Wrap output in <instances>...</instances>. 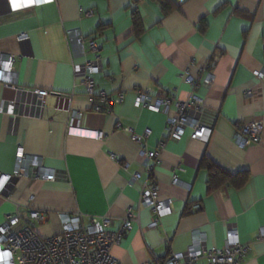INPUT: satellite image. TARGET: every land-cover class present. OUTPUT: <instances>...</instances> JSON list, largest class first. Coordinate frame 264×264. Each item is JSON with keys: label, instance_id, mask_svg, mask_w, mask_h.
<instances>
[{"label": "crops", "instance_id": "0c3cea01", "mask_svg": "<svg viewBox=\"0 0 264 264\" xmlns=\"http://www.w3.org/2000/svg\"><path fill=\"white\" fill-rule=\"evenodd\" d=\"M23 33L29 40L20 42ZM71 34L95 40L100 51L83 56ZM0 53L16 57L20 85L13 92L0 85V173L14 174L19 150L58 173L53 182L14 178L9 198L0 194V226L38 211L45 220L33 221L35 230L50 238L63 231L59 214L81 212L85 225L111 217L116 230L131 209L138 223L111 251L122 264L162 263L185 252L195 230L221 248L232 227L248 248L242 264H264V0H0ZM97 57L92 78L107 96L102 112L75 69ZM189 75L208 111V142L192 140L191 129L169 139L174 104L157 112L136 104L141 91L152 104L164 95L188 100ZM37 90L48 94L39 99ZM254 121L263 122L262 141L239 148L237 127ZM135 134L145 135L141 143ZM149 152L158 154L150 173ZM136 173L158 188L159 201L171 202L168 215L140 209ZM192 205L200 209L189 213ZM7 259L0 244V263Z\"/></svg>", "mask_w": 264, "mask_h": 264}, {"label": "built area", "instance_id": "2783aa9c", "mask_svg": "<svg viewBox=\"0 0 264 264\" xmlns=\"http://www.w3.org/2000/svg\"><path fill=\"white\" fill-rule=\"evenodd\" d=\"M73 41L77 45L83 56L88 53L97 54L101 46L95 40L85 41L79 34H71ZM29 40L26 33L18 36V41ZM68 41L70 38L68 37ZM88 45V46H87ZM16 57L12 54L0 53V85L6 92L20 90L18 74L15 72L14 64ZM213 64V63H212ZM212 68V67H209ZM76 71L82 72L80 79L92 101L98 98V106L94 107L96 112H102L103 106L107 103V96L104 92L96 91V84L92 78L93 74L101 69L100 58L87 61L75 67ZM259 80L264 79V73L258 75ZM191 89V95L186 101H178L174 97L161 96L155 104L151 103L149 91H141L138 94L136 104L143 108H150L159 111L161 107L168 110L171 105H175L178 116L168 119L167 133L171 140H180L185 134L186 129H191V139L208 142L213 129L206 123L208 115L204 107L203 99L196 93L199 82L191 75L185 79ZM213 82L212 73L206 81L207 85ZM26 93L25 89H22ZM48 94L46 90H37L35 95L43 99ZM124 95L121 94L119 102L123 101ZM78 117L83 113L78 112ZM72 133L79 132L71 128ZM146 132L145 135H147ZM95 138H102L101 133L93 134ZM144 135V136H145ZM143 135H134L136 142L141 143ZM263 137V122L254 121L243 126L237 127L236 144L239 148H246L251 145L259 144ZM161 147L164 143L160 144ZM144 167L148 173L151 172L150 160L157 159L156 152L145 153ZM14 178L41 179L46 182H53L58 179V173L54 170L37 167L32 158L19 150L16 157V168L13 175L0 173V194L9 198L8 192L13 185ZM134 182H140L142 187L139 199L140 209L149 210L156 213L157 217H163L172 211L170 201H159V190L156 186L146 187L142 181L141 174L133 175ZM173 185H181V182L174 177ZM200 209L199 205L188 207L189 213H195ZM63 225L61 234L50 238H42L35 230L33 221L42 223L45 216L38 211L30 212L29 215L17 213L8 216L0 226V244L2 249L8 254L6 262L0 264H122L112 254V248L120 245L126 237L128 231L133 228L134 223H138L135 213L129 209L123 220L122 225L114 230L113 219L103 217L93 218L89 224L83 222L84 215L81 212L75 215L61 213L58 215ZM260 239H264V228L259 231ZM208 235L202 230L192 232V243L183 253H175L165 261L158 264H242L243 258L248 253V248L241 243L239 232L235 228H228L225 235V243L221 248H209Z\"/></svg>", "mask_w": 264, "mask_h": 264}, {"label": "trees", "instance_id": "16d2710c", "mask_svg": "<svg viewBox=\"0 0 264 264\" xmlns=\"http://www.w3.org/2000/svg\"><path fill=\"white\" fill-rule=\"evenodd\" d=\"M203 163H207V162L204 161ZM207 164H208V163H207ZM208 165H209L210 169L215 168L211 163L208 164ZM222 176L225 177V178H229V179H230V177H231V175H228V174H225V173H223ZM216 179H217V175L212 174V175H211V180H212V182H216V183H218V184H222V183H224V182H222V181H221V182H217ZM216 183H215V185H216Z\"/></svg>", "mask_w": 264, "mask_h": 264}, {"label": "bare ground", "instance_id": "6f19581e", "mask_svg": "<svg viewBox=\"0 0 264 264\" xmlns=\"http://www.w3.org/2000/svg\"><path fill=\"white\" fill-rule=\"evenodd\" d=\"M94 136V135H93ZM169 213H167L166 215H168Z\"/></svg>", "mask_w": 264, "mask_h": 264}]
</instances>
